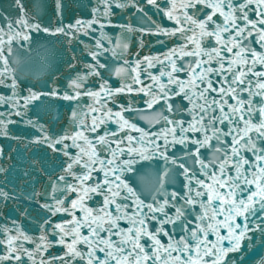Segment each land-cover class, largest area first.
Returning <instances> with one entry per match:
<instances>
[{
	"label": "snow or ice",
	"instance_id": "snow-or-ice-1",
	"mask_svg": "<svg viewBox=\"0 0 264 264\" xmlns=\"http://www.w3.org/2000/svg\"><path fill=\"white\" fill-rule=\"evenodd\" d=\"M33 7L0 5V200L23 187L39 235L0 225V264H244L264 244V0ZM40 40L69 73L25 85L14 49ZM42 105L68 124L26 118Z\"/></svg>",
	"mask_w": 264,
	"mask_h": 264
},
{
	"label": "water",
	"instance_id": "water-1",
	"mask_svg": "<svg viewBox=\"0 0 264 264\" xmlns=\"http://www.w3.org/2000/svg\"><path fill=\"white\" fill-rule=\"evenodd\" d=\"M11 2L12 0H0V5H4L5 7H7V5L11 4ZM34 2L35 0H26L31 14L39 15L41 14V11L33 7ZM42 2L44 4H50L51 0H42ZM90 2H94V0H65V3L71 9L78 13L87 12ZM48 10L49 9L47 8L44 9V11ZM9 11H11V9H9ZM14 15L15 14L13 13V16ZM163 22L167 26H172L173 24V22L167 21L166 19ZM98 34L99 33H97V35ZM136 40L137 37L135 35L129 34L128 42L130 46L135 44ZM158 50L161 52L163 51L162 48H159ZM133 51H135V49H133ZM64 58V51L61 48V44L59 42L54 40H40L34 42L31 46H27L24 48L18 47L14 49V55L12 57V67L16 69L18 79L25 82V85H27L28 83L43 85L45 82L50 81L51 77L57 76L58 74H63L65 76L68 75L69 69L63 62ZM114 67L115 65H113V68ZM152 71L158 72L159 67L157 66L156 68L152 69ZM62 82L66 83V81ZM109 82L112 86L118 87L120 86L121 81L119 77L111 76ZM144 82L148 83L147 80H145ZM84 103H90V101L87 98H84ZM140 107H143L142 103L140 104ZM29 111L30 115L26 117L27 119H31L32 116L38 114L41 122H51L59 114L60 120L56 124L52 125L53 130L59 129L61 124H68V120L65 114L66 110L62 105L59 107L57 105H52L50 107L47 105H42L38 109L35 107H30ZM140 124L141 126H144L143 121H141ZM109 126L112 128L115 127L114 124H110ZM13 130L19 135L30 129L23 122H20L13 126ZM0 144H6V141L0 139ZM5 155H7L6 147ZM205 156H207V153H205ZM12 165L17 167L18 170L22 171L24 167V161L17 158L16 160L12 161ZM197 174L200 175L198 171ZM145 179L146 181L150 182L152 177L148 176L145 177ZM179 179L182 180L183 178L181 177ZM174 187L175 186L173 185L172 188ZM180 187L182 188V185H180ZM172 188H170V190H172ZM17 195L19 199L9 200L7 202L0 200V225L7 224L9 227H11L12 221L15 220L17 224L21 225L24 228H27L30 234L38 236V218L42 210L36 204L30 202L25 198L23 187L17 188ZM88 203L89 206L98 207L95 199L89 201ZM25 212L27 214L22 215ZM121 224L122 226H126V223L123 221H121ZM210 239H214V237L210 236ZM166 240L167 238H164L165 242ZM225 244H227V242H225ZM251 244L252 247L249 248V241L247 239L243 241L241 245L243 255H237L235 258L242 259L244 261V264H261V261H264V244L260 243L255 238L252 239Z\"/></svg>",
	"mask_w": 264,
	"mask_h": 264
}]
</instances>
